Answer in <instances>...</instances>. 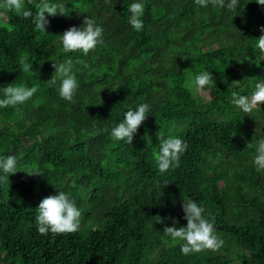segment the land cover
<instances>
[{
    "label": "trees",
    "instance_id": "16d2710c",
    "mask_svg": "<svg viewBox=\"0 0 264 264\" xmlns=\"http://www.w3.org/2000/svg\"><path fill=\"white\" fill-rule=\"evenodd\" d=\"M52 2L70 13L46 14L44 32L0 9V87L39 85L25 104L0 108V157H18V171L0 182V264H264V171L253 164L264 104L250 116L230 103L232 91L250 96L264 80V53L255 48L264 5L238 0L232 12L195 0ZM134 2L145 5L140 31L128 22ZM36 3L25 0L33 15ZM85 16L103 27L104 43L87 56L64 53L62 33L83 27ZM68 59L75 103L59 96V80L47 83L54 61ZM21 60L32 64L28 72ZM204 70L214 81L200 100L192 86ZM141 103L150 112L132 144L114 140L112 128ZM158 136L188 143L165 173ZM32 168L43 174L23 171ZM59 191L70 193L87 226L41 235L37 206ZM183 199L206 208L225 241L220 250L186 256L183 241L164 232L186 226Z\"/></svg>",
    "mask_w": 264,
    "mask_h": 264
},
{
    "label": "clouds",
    "instance_id": "9594fccd",
    "mask_svg": "<svg viewBox=\"0 0 264 264\" xmlns=\"http://www.w3.org/2000/svg\"><path fill=\"white\" fill-rule=\"evenodd\" d=\"M260 5H264V0H256ZM31 4L32 0H27ZM197 5L207 7L211 3L214 7L226 8L229 11L237 12L238 0H195ZM36 12L33 15L31 8L25 7V0H0V9L6 11H15L21 14L24 19H32L36 30L41 32L47 31L46 26L49 24L47 16L68 15V7L63 2H52V0H38L35 4ZM129 24L136 31L143 29L142 15L145 5L142 2H134L128 5ZM83 27L72 26L62 33L60 43L64 53L82 51L87 56L98 45L104 43L102 26L98 25L93 18L85 16ZM264 33V26L260 28ZM255 48L264 53V34L258 37ZM187 59V56H184ZM247 58V57H245ZM241 61L242 60H238ZM76 63L83 64L84 68L89 65L77 60ZM256 63V62H255ZM22 70L28 72L32 68V64L24 60L20 61ZM73 60L68 59L62 63L54 61L52 67L54 72L47 83L52 86L60 81L58 89L59 96L70 103H75V95L79 88V82L76 74L72 71ZM214 81L213 73L208 70L201 71L195 77V87L197 91L202 90L205 86L210 85ZM238 86V85H234ZM39 90V85L25 87L23 85H13L12 83L0 87L2 97L0 98V108L9 106L15 107L23 105L30 100ZM230 103L239 108L244 114L252 116L254 109L258 105L264 104V80L255 83L254 90L251 95H242L239 91H232ZM150 107L148 103H141L135 110H128L122 122L112 128L111 136L116 141H125L132 144L134 134L137 133L139 127L145 121ZM160 140L159 152L156 154L158 169L161 173H165L170 168L179 166L181 155L187 150L188 143L179 137L169 136L163 138L158 136ZM252 147V144H247ZM257 155L253 159V164L257 171H264V137L257 141ZM0 182L9 181V175L18 171L17 155H7L0 157ZM29 175H42L38 168L23 170ZM167 185V184H166ZM38 215L36 216L37 230L41 235L72 234L76 233L81 226L82 212L71 198L70 193L59 191L56 195H50L43 198L37 206ZM182 209L184 218L187 220L186 226H166L164 232L171 237L173 241H183L180 250L183 255H190L206 250L216 252L220 250L225 241L216 234L214 221L210 220V214H206V208L199 205L193 200L183 199ZM174 219V218H173ZM159 216L157 221H161ZM178 221L174 220V224Z\"/></svg>",
    "mask_w": 264,
    "mask_h": 264
},
{
    "label": "rangeland",
    "instance_id": "374dc122",
    "mask_svg": "<svg viewBox=\"0 0 264 264\" xmlns=\"http://www.w3.org/2000/svg\"><path fill=\"white\" fill-rule=\"evenodd\" d=\"M74 25H75V23H74ZM191 85H193V84H191ZM192 90H193V94L196 96V97H198L200 100L201 99H203V96H204V88L202 89V90H199V91H197V89H196V87H195V84L192 86ZM81 226H87V223L86 222H81Z\"/></svg>",
    "mask_w": 264,
    "mask_h": 264
}]
</instances>
